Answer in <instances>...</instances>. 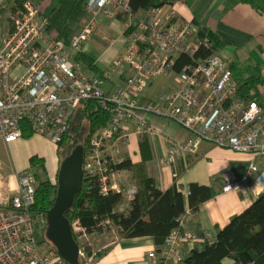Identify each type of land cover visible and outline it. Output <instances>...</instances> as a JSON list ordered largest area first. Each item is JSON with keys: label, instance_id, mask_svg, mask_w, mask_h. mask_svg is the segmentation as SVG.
<instances>
[{"label": "built area", "instance_id": "2783aa9c", "mask_svg": "<svg viewBox=\"0 0 264 264\" xmlns=\"http://www.w3.org/2000/svg\"><path fill=\"white\" fill-rule=\"evenodd\" d=\"M3 3L0 0V7ZM88 3L91 17L69 41L48 29L51 16L32 0L17 4L4 21L0 15V139L20 138L26 122L58 143L70 130L83 100L96 99L110 119L85 148L82 190L96 187L102 195L117 192L129 197L136 188L127 170L119 166L120 153L132 133L156 132L146 118L148 112L172 118L194 134L188 141L170 140L168 153L161 158L166 166L203 140L236 152L264 154V96L241 95L238 80L219 52L198 57L179 70L176 86L162 93L156 104L136 101L156 76L173 70L181 54L194 56L207 45L199 24L180 19L177 7L169 2L142 12L132 10L131 0ZM97 15L109 23L127 15L121 29L126 39L123 51L104 72L90 75L73 59L71 50L94 35ZM106 82L112 86L104 89ZM37 175L33 168L20 171L18 192L8 203L0 201V264H68L52 241L37 238L35 220L48 226L47 212L32 210L40 184ZM231 187L230 182L224 186ZM72 226L75 235L86 241V227L78 219ZM178 231L168 237V244L191 236ZM149 256L161 264L154 252Z\"/></svg>", "mask_w": 264, "mask_h": 264}, {"label": "crops", "instance_id": "0c3cea01", "mask_svg": "<svg viewBox=\"0 0 264 264\" xmlns=\"http://www.w3.org/2000/svg\"><path fill=\"white\" fill-rule=\"evenodd\" d=\"M35 1L40 4L42 13L53 15L61 0ZM166 1L177 7L180 19L190 18L200 25V35L205 31V36L202 38L214 39L220 43L217 52L228 65L237 64L239 68H243L244 75L250 73L247 68L258 66L261 83L257 86L259 90L257 92L260 94L258 96L264 95V0ZM84 16L85 19L91 16L88 0ZM125 19L122 17L113 23L100 22L94 35L84 41L80 49L71 50L73 59L90 75L102 74L113 58L123 51L126 33L122 34L121 29L125 26ZM84 20L79 23L78 30ZM79 51L93 59L97 71L88 69L81 59H76ZM171 72L174 73V82L170 89L177 84L178 71L173 68ZM155 78L146 94L136 97L138 103L152 106L158 102L162 93L157 96L161 88L154 89ZM108 87L109 85L106 88ZM146 118L157 127L156 132L132 133L127 144L122 147L121 161L131 159L137 162L145 157L150 175L155 178L157 186L163 191L177 185L188 196L192 183L209 186L211 197L202 202L196 210H190L188 207L184 224H180V230H176L191 235L189 240L180 244L179 248L183 255H188L194 249L201 251L208 242L217 238L220 229L264 192V154L236 152L230 147L203 140L196 148L180 152L176 160L166 166L161 158L167 155L170 140L188 141L194 137V134L172 118L153 112H148ZM23 127L28 130L30 136L23 135L10 142L0 139V148H8L11 151L17 167L12 186L0 196L2 202L8 203L11 196L18 192L17 175L20 171L32 167V157L36 156L41 161L46 159L44 155L37 153L29 155L30 142L39 134L26 122ZM39 137L46 140L41 134ZM49 143L55 142L51 140ZM4 159L0 160V164ZM54 162L56 163V160ZM123 167L136 187L132 178V167ZM42 169L38 166V169H35L36 173L45 176L47 170L42 171ZM229 182L232 183V187L225 189V184ZM130 199L126 195V201L120 206L121 211L127 210ZM90 238L92 245V252L89 254L90 264H148L145 259L150 251H156L164 256L165 264H181L175 254H169L170 244L165 242L158 245L152 235L126 238L113 230H103L90 233ZM223 264L239 263L232 258H225Z\"/></svg>", "mask_w": 264, "mask_h": 264}, {"label": "trees", "instance_id": "16d2710c", "mask_svg": "<svg viewBox=\"0 0 264 264\" xmlns=\"http://www.w3.org/2000/svg\"><path fill=\"white\" fill-rule=\"evenodd\" d=\"M22 1L24 0H4L0 11L9 16L15 6ZM165 2L166 0H131V7L134 12H142ZM86 7L87 0H61L50 17L48 29L69 41L78 31L79 23L86 14ZM219 48V42L208 39L207 45H202L194 56L181 54L173 68L179 71L186 65L194 64L198 57H206L217 52ZM76 59H81L88 69L97 71L93 59L86 53L79 51ZM229 68L238 80L241 95H260L254 91V87L261 83L258 66L247 68L250 71L249 75H244L243 68H239L235 63H230ZM76 114L79 121L74 125L73 119ZM109 119V111L101 107L98 100H83L72 117L70 130L58 143L62 158L79 143L84 144L86 148L90 139L108 124ZM23 135L30 136L25 127ZM146 160L143 157L137 162L126 159L119 163L120 167H132V178L136 184V192L129 197L131 199L126 211L120 210V206L126 201V194L111 192L102 195L96 187L90 192L83 189L77 194L74 205L66 212L71 224L78 219L86 227L88 236L93 232L113 230L126 238L152 235L158 245L167 242L168 237L179 229L187 213L186 209L188 207L190 210L198 209L202 202L211 197V191L209 186L199 183L191 184L188 196L177 185L163 191L150 175ZM40 161L41 159L36 156L31 159L33 164ZM46 173L45 177L37 175L40 184L36 192V201L32 206L35 212L46 213L56 197L58 170L55 176L48 171ZM128 178L131 180L129 175ZM130 184L134 185L132 180ZM75 238L77 241L80 240L76 235ZM80 244L89 256L92 245L89 241ZM225 258H232L239 264H264V192L220 229L217 238L208 242L205 249L201 251L194 249L186 255L182 264H223Z\"/></svg>", "mask_w": 264, "mask_h": 264}, {"label": "water", "instance_id": "95a60500", "mask_svg": "<svg viewBox=\"0 0 264 264\" xmlns=\"http://www.w3.org/2000/svg\"><path fill=\"white\" fill-rule=\"evenodd\" d=\"M201 35L205 36V31ZM84 154L85 146L79 143L61 160L56 197L47 210V236L69 264L80 263L81 246L66 212L74 205L77 194L82 190Z\"/></svg>", "mask_w": 264, "mask_h": 264}, {"label": "rangeland", "instance_id": "374dc122", "mask_svg": "<svg viewBox=\"0 0 264 264\" xmlns=\"http://www.w3.org/2000/svg\"><path fill=\"white\" fill-rule=\"evenodd\" d=\"M166 2H168V1H166ZM35 3L38 6H40V4L37 3L36 1H35ZM0 15H2L3 21L5 19H7V15L4 12L0 11ZM126 16L127 15H125V18H127ZM97 17H98V23L106 20L102 15H99V16L97 15L96 18ZM122 17H124V16H120V19ZM85 18H86L85 16L82 17L83 20ZM201 37H203V36H201ZM173 82H174V73L173 72H169L168 74H164V75L156 77L155 81H154V89H158V88L160 89L161 88V90H159L160 92H158L157 96L159 95V93L161 94L165 91H168L170 89V87L172 86ZM107 85H109V87H110V85H111L110 82H106V83L102 84V87L105 89L107 87ZM254 91H259L257 86L254 87ZM261 96H264V95H261ZM78 121H79V117H77V114H76V116L73 119V124L76 125L78 123ZM83 124H85V123H83ZM39 136H40V134H39ZM39 136H35L31 140L30 148H29V155L37 153L40 155H44L46 157V159H44L43 161H40L38 163H35V164L31 163V165H32L31 168L38 169V166H40V168L46 169L48 171V173H50L52 176H55L56 171L58 170L57 168L60 165L61 160L63 159L62 154L57 147L58 146L57 143L55 144L53 141L52 142L54 144L49 143L51 141V139L50 138L48 139V137L43 135V134H41V136H44L46 138V140L43 137L41 138ZM55 155H56V158H55ZM3 158H5L4 162H2L0 164V196H3V192L6 193V190L8 189V187L12 186L13 179L15 176L14 173L17 170L15 158L8 148H5V149L0 148V160H2ZM55 160H56V163L54 162ZM33 165H38V166H33ZM43 169H42V171H43ZM35 228H36V235H37V238L39 241H42V242L43 241H47V242L51 241L48 238L47 233H46L47 225L42 226L38 220H35ZM41 228H42V230L40 231ZM190 238H191V236H190ZM185 240H189V238L183 237L181 239H177L176 242L173 243V245L170 244V246H169L170 252L168 251L169 254H172V255L175 254V256L177 257V260L181 264L185 259V255H183L181 253L179 247H180V244ZM78 241H80V243L85 242L82 239H80ZM86 241H87V243H88V241L90 243V241H91L90 235L88 236ZM80 246H81V250L84 252V255L81 254V252H80L81 264H85V262H87V264H90L91 257L85 255L84 247L81 244H80ZM150 252H154L155 257L158 258V262H160L161 264H165L164 263L165 262L164 256L160 255L156 251H150ZM149 253L147 254V258L145 259V261L148 262V264H155V261L150 259Z\"/></svg>", "mask_w": 264, "mask_h": 264}, {"label": "bare ground", "instance_id": "6f19581e", "mask_svg": "<svg viewBox=\"0 0 264 264\" xmlns=\"http://www.w3.org/2000/svg\"><path fill=\"white\" fill-rule=\"evenodd\" d=\"M88 6H89V3H88ZM50 16H51V15H50ZM53 142H54V141H53ZM55 143H56V142H55ZM58 143H59V142H58ZM58 143H57V144H58ZM59 166H60V165H59ZM59 166H58V169H59ZM45 175H47V173H46ZM57 175H58V174H57ZM133 195H134V194H133ZM133 195H132V196H133ZM130 197H131V196H130Z\"/></svg>", "mask_w": 264, "mask_h": 264}]
</instances>
